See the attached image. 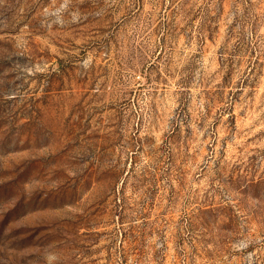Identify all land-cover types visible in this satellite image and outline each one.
Returning <instances> with one entry per match:
<instances>
[{
    "label": "rangeland",
    "instance_id": "374dc122",
    "mask_svg": "<svg viewBox=\"0 0 264 264\" xmlns=\"http://www.w3.org/2000/svg\"><path fill=\"white\" fill-rule=\"evenodd\" d=\"M0 264H264V0H0Z\"/></svg>",
    "mask_w": 264,
    "mask_h": 264
}]
</instances>
